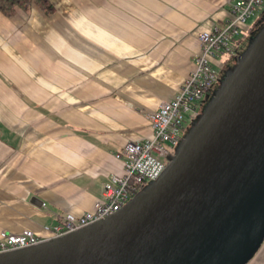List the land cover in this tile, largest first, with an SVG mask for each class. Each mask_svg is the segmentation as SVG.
Listing matches in <instances>:
<instances>
[{"label":"crops","instance_id":"1","mask_svg":"<svg viewBox=\"0 0 264 264\" xmlns=\"http://www.w3.org/2000/svg\"><path fill=\"white\" fill-rule=\"evenodd\" d=\"M48 1L51 13L0 11V231L91 210L122 173L115 154L151 136L146 114L173 98L198 34L224 24L232 0Z\"/></svg>","mask_w":264,"mask_h":264},{"label":"water","instance_id":"2","mask_svg":"<svg viewBox=\"0 0 264 264\" xmlns=\"http://www.w3.org/2000/svg\"><path fill=\"white\" fill-rule=\"evenodd\" d=\"M251 37L150 187L101 220L0 253V264L250 260L264 241V27Z\"/></svg>","mask_w":264,"mask_h":264},{"label":"built area","instance_id":"3","mask_svg":"<svg viewBox=\"0 0 264 264\" xmlns=\"http://www.w3.org/2000/svg\"><path fill=\"white\" fill-rule=\"evenodd\" d=\"M264 0H232L229 19L222 25H213L198 34L199 50L193 58V68L181 87L170 100L162 99L146 114L151 136L127 141L116 158L123 160L122 173L113 175L102 185V197L93 208L82 215L66 213L54 225H44L37 233L31 229L21 232L0 231V253L36 245L42 241L62 236L101 220L119 211L140 192L148 182L156 180L165 170L167 156L174 151L185 131L184 122L199 115L204 95L219 76L213 67L221 55L235 51L233 42L245 29V22ZM209 89V91H207Z\"/></svg>","mask_w":264,"mask_h":264},{"label":"rangeland","instance_id":"4","mask_svg":"<svg viewBox=\"0 0 264 264\" xmlns=\"http://www.w3.org/2000/svg\"><path fill=\"white\" fill-rule=\"evenodd\" d=\"M264 12V5L259 7L250 17L247 18L246 22H245V28L244 29V33L246 34L245 36L241 37V42H245L246 45L247 44H251L253 38L251 37L252 34L255 32L257 34V36L259 35V33H261V29L264 27V19L261 18V14ZM240 42V43H241ZM246 47L239 50V52L241 53H245L248 49H246ZM245 51V52H244ZM232 60L230 58H227V61L225 62V64L223 66H220V65H217L213 62V67L218 70L219 72V76L217 77L216 81L214 83H212L210 85V92H207L203 99H202V103L205 104L208 99H212L217 91V89L219 88L220 84H221V78L222 76H226V74L229 72L228 69H232L234 67V65L231 63ZM198 121V120H197ZM184 125H185V131H184V135L183 136H187L191 129H192V121L189 120V119H186L185 122H184ZM185 136V137H186ZM180 143L181 142H178L175 147H174V150L176 151L179 146H180ZM152 184V182H148L146 185H145V189H147L148 187H150V185ZM263 253V258L262 260L264 259V248L261 250V254Z\"/></svg>","mask_w":264,"mask_h":264},{"label":"trees","instance_id":"5","mask_svg":"<svg viewBox=\"0 0 264 264\" xmlns=\"http://www.w3.org/2000/svg\"><path fill=\"white\" fill-rule=\"evenodd\" d=\"M31 4L38 5L46 13H51L54 9L52 4L48 0H0V11L6 16H11L17 10L26 9ZM261 18L264 19V12L261 14ZM245 35H246L245 33L240 34L239 37L236 39V41L238 42L239 40H241L240 38ZM239 56H240V52L234 51L232 54L228 56V58L232 60L231 63L234 65L237 63ZM225 61H227V59ZM207 91H209V89H207ZM263 246H264V241L255 251L251 259L248 260L245 264H258L254 261V258L256 257V255L259 253V251L262 249ZM261 264H264V261Z\"/></svg>","mask_w":264,"mask_h":264},{"label":"flooded vegetation","instance_id":"6","mask_svg":"<svg viewBox=\"0 0 264 264\" xmlns=\"http://www.w3.org/2000/svg\"><path fill=\"white\" fill-rule=\"evenodd\" d=\"M223 77H224V75L222 76V78H223ZM222 78L220 79L221 81L223 80ZM205 102H206V103L202 105L200 112H202V111L204 110V108L207 106L208 102H207V101H205ZM183 135H184V132H183ZM183 135H182V137H183ZM179 142H180V141H179ZM173 153H174V151H173Z\"/></svg>","mask_w":264,"mask_h":264}]
</instances>
